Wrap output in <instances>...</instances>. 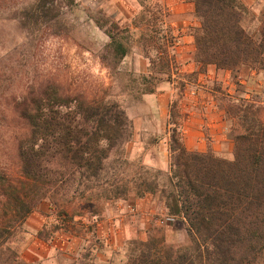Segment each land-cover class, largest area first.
<instances>
[{
	"label": "trees",
	"instance_id": "trees-1",
	"mask_svg": "<svg viewBox=\"0 0 264 264\" xmlns=\"http://www.w3.org/2000/svg\"><path fill=\"white\" fill-rule=\"evenodd\" d=\"M194 6L200 20L195 61L201 68L264 70V10L256 38L244 25L239 0H194ZM106 31L119 61L128 47L118 33ZM151 64L160 72L171 66L165 58ZM141 78L142 92L152 91L158 80L156 75ZM4 82L0 76V264H23L12 239L46 198L68 221L74 215H98L99 198H124L130 191L133 198L156 194V175L148 169L133 189L122 178L105 177L108 159L129 140L130 129L125 110L105 100V92L89 99L51 76L24 90H9ZM239 118L232 159L187 151L173 121L162 199L167 214L183 219L191 245L176 248L148 238L135 242L126 264L258 263L264 254V120Z\"/></svg>",
	"mask_w": 264,
	"mask_h": 264
},
{
	"label": "crops",
	"instance_id": "crops-1",
	"mask_svg": "<svg viewBox=\"0 0 264 264\" xmlns=\"http://www.w3.org/2000/svg\"><path fill=\"white\" fill-rule=\"evenodd\" d=\"M239 1L244 7L252 3L255 7L260 0ZM100 3L121 26L120 34L128 33V51L123 62L129 61L138 76L158 77L154 89L144 91L143 95L147 102L145 113L150 114V119L128 110L136 130H143L144 135H159L155 148L145 153V162L169 171V141L171 125L174 126L169 118L173 103H176L178 130L187 151L212 152L230 159L234 142L215 85L222 84L224 89L226 85L231 92L232 72L212 64L201 68L195 61L194 31L200 26V20L194 0H100ZM161 58L171 62L169 70L153 69L151 61ZM262 76L264 70L256 68L238 76L244 97L259 92ZM179 81L183 83L181 95ZM129 204L135 205L133 213L127 209ZM50 211L49 215L36 212L26 218L21 248L25 261L48 257L51 264H75L79 258L93 264H126L127 242L146 241L155 226H161L165 239L170 240L174 222L185 226L182 218L167 214L163 200L151 193L117 202L116 207L97 215L96 224L85 216L67 222L54 207L51 206ZM168 215L171 221H165ZM50 223L51 235L43 237V230Z\"/></svg>",
	"mask_w": 264,
	"mask_h": 264
},
{
	"label": "rangeland",
	"instance_id": "rangeland-1",
	"mask_svg": "<svg viewBox=\"0 0 264 264\" xmlns=\"http://www.w3.org/2000/svg\"><path fill=\"white\" fill-rule=\"evenodd\" d=\"M253 5L254 3L245 7L244 25L250 34L258 38L264 0H260L255 7ZM112 22L113 18L104 11L100 0H45V3L41 0H0V76L5 79V87L9 90L13 89L12 86L17 90H24L32 82L51 76L55 83L71 92L83 91L89 99L100 98V94L105 92V100L118 102L128 119L129 109L143 119H150V114L145 113L147 102L143 98L141 76L133 72L129 61L123 62V58L117 61L108 46L110 38L107 28L114 34L118 33L124 46L128 47V33L123 31L120 34L121 26L115 28ZM111 24L112 27L109 28ZM152 67L154 70L159 68L157 65ZM249 69L245 66L238 72L231 73V92L226 85L225 89L222 84L215 85L220 106L228 119L231 137L241 124L239 117L243 116L248 121L252 117L264 120V76L261 77L259 92L253 93L249 98L244 97V87L238 82V76L247 73ZM178 85V93L181 95L184 92L183 83L179 81ZM173 110L176 112L174 111V117L169 118L171 123L177 121L178 115L176 106ZM129 122V140L112 152L104 175L111 179L122 178L133 189L138 177L148 169L151 176L156 175V196L163 200L161 190L168 188L169 173L145 162V153L155 148L159 135H144L143 130L135 129L130 119ZM232 158L233 156L230 159ZM133 197L134 191H130L124 198H99L96 203L98 214L109 207H116L119 201H128ZM50 210L51 199L46 198L31 213L49 215ZM76 217L80 216L74 215L67 222ZM173 227L175 230L170 233V240L165 239L161 226L153 227L149 238L172 244L176 248L190 246L186 224L183 227L179 222H174ZM20 230L12 239L11 245L17 249L23 264H51L48 257L33 262L21 257L25 240L24 224ZM42 235H51V223L43 230ZM138 241L127 242L126 261ZM75 262L93 264L80 258ZM257 264H264V254Z\"/></svg>",
	"mask_w": 264,
	"mask_h": 264
},
{
	"label": "built area",
	"instance_id": "built-area-1",
	"mask_svg": "<svg viewBox=\"0 0 264 264\" xmlns=\"http://www.w3.org/2000/svg\"><path fill=\"white\" fill-rule=\"evenodd\" d=\"M127 209L133 213L134 210H135V205H133V204H129V205H127ZM84 216H85L86 218L88 217V218L92 219L93 222H94L95 224L98 222V217H97V215H84ZM171 218H172V217H170V216L168 215V217H166V220H165V221H171ZM84 220H86V219H84ZM84 220H83V222L86 223ZM120 221H121V219L119 218V219H118V222H120ZM161 221H162V220H161ZM161 221H160V219H159V222H161ZM105 238H107V236H106Z\"/></svg>",
	"mask_w": 264,
	"mask_h": 264
}]
</instances>
